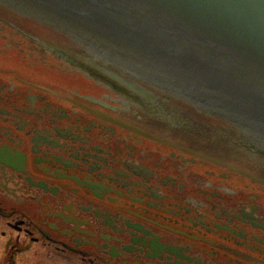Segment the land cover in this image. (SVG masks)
<instances>
[{
  "label": "flooded vegetation",
  "instance_id": "flooded-vegetation-1",
  "mask_svg": "<svg viewBox=\"0 0 264 264\" xmlns=\"http://www.w3.org/2000/svg\"><path fill=\"white\" fill-rule=\"evenodd\" d=\"M119 68L0 0L6 262L264 264V135Z\"/></svg>",
  "mask_w": 264,
  "mask_h": 264
},
{
  "label": "water",
  "instance_id": "water-1",
  "mask_svg": "<svg viewBox=\"0 0 264 264\" xmlns=\"http://www.w3.org/2000/svg\"><path fill=\"white\" fill-rule=\"evenodd\" d=\"M3 1L73 34L96 58L264 131V0Z\"/></svg>",
  "mask_w": 264,
  "mask_h": 264
},
{
  "label": "rangeland",
  "instance_id": "rangeland-1",
  "mask_svg": "<svg viewBox=\"0 0 264 264\" xmlns=\"http://www.w3.org/2000/svg\"><path fill=\"white\" fill-rule=\"evenodd\" d=\"M6 253L4 250V243L0 239V264H66L61 261H51V262H46V260L40 259V257H37L33 255L32 252H27L23 255H18L14 257V261H10V263H7L5 260V255L3 253Z\"/></svg>",
  "mask_w": 264,
  "mask_h": 264
}]
</instances>
